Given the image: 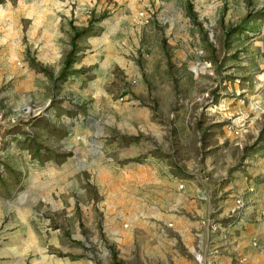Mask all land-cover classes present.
<instances>
[{"label":"rangeland","instance_id":"1","mask_svg":"<svg viewBox=\"0 0 264 264\" xmlns=\"http://www.w3.org/2000/svg\"><path fill=\"white\" fill-rule=\"evenodd\" d=\"M1 1L0 264H264V0H74L57 58L56 0ZM149 163L199 191L183 238L112 224Z\"/></svg>","mask_w":264,"mask_h":264},{"label":"crops","instance_id":"2","mask_svg":"<svg viewBox=\"0 0 264 264\" xmlns=\"http://www.w3.org/2000/svg\"><path fill=\"white\" fill-rule=\"evenodd\" d=\"M72 1L74 0H56V58L66 55L71 49L69 42L71 40L70 36L72 32L69 31L68 23L71 18V7L69 6V3ZM61 26L63 27V30L61 29ZM65 27H67L66 31L68 33L64 30ZM109 42L110 38L107 34L100 35V37L89 38L87 41H80L78 44V53L83 52V57L85 56L86 58L82 59L79 66L88 68L95 65L100 70L107 72V69L109 68L107 59ZM116 57H118V55ZM7 61L8 59L6 58L5 62ZM7 64L10 66V61L5 63L6 66H8ZM74 149H79V147H74ZM154 166L155 165L151 163L147 166H139L137 171L127 175L126 177V180H132L135 184H139L140 186H143L146 183L150 184L148 192H146V190L141 186V189L145 192V196L141 197V202L146 201L148 203H141V207L138 206L140 209L138 208V211L136 210L137 212L135 213L137 225H132L131 223L127 224L125 219L126 215L123 211H120V209L117 211L116 215H113L116 220L113 221L112 224L116 228H123L125 226L128 230H133V228H153L154 230L159 229L163 231L169 228L171 232L179 234L183 238L184 235H188L190 233V227L188 226V223L184 226L182 224H178L177 219L179 217L177 215L180 214L183 215L182 217L186 218L193 215L199 216L204 213V207L200 203L201 197L199 195V191L197 189V192L194 194L193 189L191 188V183L184 184L183 191L179 192L180 198L174 203L166 200L165 205L162 206V203H159L158 194H161V196L170 195L172 193V186H175V184L173 185L175 180H173V177L171 178V176L169 178L163 177V179H161L160 170ZM166 174L165 176H168V174ZM97 179L101 180L104 179V177L100 175ZM106 180H108L111 185H115L114 183H116L114 182V178L111 177H106ZM163 186H170L171 188L169 187L166 189V187ZM192 187H195V185L192 184ZM142 208L146 209V212L143 211ZM171 211H175L176 214H165ZM182 242L184 247H187L188 249L189 246L184 241ZM168 244L171 245L170 242ZM169 249L172 252L174 251L170 247ZM183 252L184 249L181 250V254L176 251L173 258L176 261H185L188 256L185 258V253Z\"/></svg>","mask_w":264,"mask_h":264},{"label":"trees","instance_id":"3","mask_svg":"<svg viewBox=\"0 0 264 264\" xmlns=\"http://www.w3.org/2000/svg\"><path fill=\"white\" fill-rule=\"evenodd\" d=\"M0 3H2V1L0 0Z\"/></svg>","mask_w":264,"mask_h":264}]
</instances>
